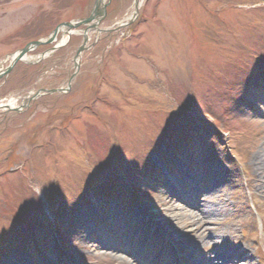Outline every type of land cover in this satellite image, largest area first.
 I'll return each mask as SVG.
<instances>
[{
    "label": "rangeland",
    "instance_id": "374dc122",
    "mask_svg": "<svg viewBox=\"0 0 264 264\" xmlns=\"http://www.w3.org/2000/svg\"><path fill=\"white\" fill-rule=\"evenodd\" d=\"M94 1L0 0V62L34 49L0 76V104L68 88L82 26L62 29ZM139 14L129 30L89 33L65 92L0 108V264H207L246 247L264 264V0H141ZM191 129L196 143L173 145ZM170 193L199 205L209 234L189 232L199 219ZM34 226L36 244H21Z\"/></svg>",
    "mask_w": 264,
    "mask_h": 264
},
{
    "label": "bare ground",
    "instance_id": "6f19581e",
    "mask_svg": "<svg viewBox=\"0 0 264 264\" xmlns=\"http://www.w3.org/2000/svg\"><path fill=\"white\" fill-rule=\"evenodd\" d=\"M103 15V12H100L97 14L98 17L102 16ZM69 27V26H67ZM61 31V30H60ZM62 31L66 34V38L68 37V34H72L74 33L73 30H70V28H65V29H62ZM52 36H45L43 37L44 41H47L49 39H51ZM65 38V40H66ZM37 49V48H36ZM35 49V50H36ZM31 50V51H30ZM30 50H27V52L25 53L23 59L26 57L29 59V56L28 54L29 53H32L34 49H30ZM14 56H8L4 59V66H9V64H11L12 62V59H13ZM3 65L0 67V74L1 72L4 70L2 69V67H4ZM22 95H20V97H16V96H13L11 97L9 100H7V104L10 103L9 101L11 102H15L16 100H24L25 101V104H29V101L32 100V97H33V94H35V91L34 92H31V91H27L25 93H21ZM5 104V102H3L2 104L0 105H3ZM9 107H12V104H9L8 105ZM254 165L257 167V169H260L259 170V173L261 174V178H260V181L262 178V176L264 177V156L263 155H259V154H256V156H254ZM263 171V172H262ZM263 173V174H262ZM258 184V182H257ZM200 190L198 191V197L200 198L199 201H201V195L204 194L203 192V188L202 187H199ZM169 193V192H168ZM169 203L172 205V206H176L177 208H181L182 206H184L185 208H188L187 211L185 210L184 211V216L186 215H189V211L190 212H193L195 211V215L197 216V218L199 219L198 217V214H201L202 213L199 211V205H192L191 203L188 204V203H182L183 201L184 202H187L183 196V194H173V193H170L169 194ZM184 197V198H183ZM175 204V205H174ZM202 212L204 214H210V209H207L205 210L204 208H202ZM198 213V214H197ZM168 216L165 218V220H167ZM191 219V218H190ZM170 220V218L168 219ZM167 220V221H168ZM188 227H191L189 232L192 231L193 235L195 237L199 236V235H202V234H206L207 231H208V227L205 225V223L203 222L202 219H199V220H194V221H190V223L188 224ZM252 258V254L246 249H241V250H233L231 251V253H226L225 251H221V250H218V249H215V250H212V252H208V254H206L205 256V260L207 262V264H241L240 262H245L244 264H250L249 260Z\"/></svg>",
    "mask_w": 264,
    "mask_h": 264
},
{
    "label": "water",
    "instance_id": "95a60500",
    "mask_svg": "<svg viewBox=\"0 0 264 264\" xmlns=\"http://www.w3.org/2000/svg\"><path fill=\"white\" fill-rule=\"evenodd\" d=\"M138 3V0H136V5ZM106 4H104V0H97L95 8L93 9L92 13L89 15L88 18L82 20L81 22H74V23H69V26H76L79 24H85L88 23L89 21H91L93 19V17L95 16V14L98 12V10L102 9L105 10ZM58 31V28L54 29V31H52L50 37L52 36V38L55 36L56 32ZM51 38V39H52ZM41 42H44V39H40L38 40L33 46H31V48L36 47L38 44H40ZM30 47H26V48H22L18 53H14L13 54V59H12V63L11 66L6 70V73L10 71L11 67L19 60L23 57V55L27 52V50H29Z\"/></svg>",
    "mask_w": 264,
    "mask_h": 264
},
{
    "label": "trees",
    "instance_id": "16d2710c",
    "mask_svg": "<svg viewBox=\"0 0 264 264\" xmlns=\"http://www.w3.org/2000/svg\"><path fill=\"white\" fill-rule=\"evenodd\" d=\"M18 70V69H17ZM17 70L15 71V74L18 75Z\"/></svg>",
    "mask_w": 264,
    "mask_h": 264
}]
</instances>
